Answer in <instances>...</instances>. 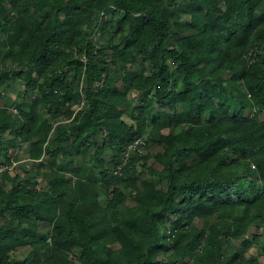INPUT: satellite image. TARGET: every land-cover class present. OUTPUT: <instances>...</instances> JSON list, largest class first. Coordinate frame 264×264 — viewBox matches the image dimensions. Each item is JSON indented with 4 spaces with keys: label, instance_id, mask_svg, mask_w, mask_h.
<instances>
[{
    "label": "trees",
    "instance_id": "16d2710c",
    "mask_svg": "<svg viewBox=\"0 0 264 264\" xmlns=\"http://www.w3.org/2000/svg\"><path fill=\"white\" fill-rule=\"evenodd\" d=\"M17 84L0 264L264 261V0H0Z\"/></svg>",
    "mask_w": 264,
    "mask_h": 264
},
{
    "label": "rangeland",
    "instance_id": "374dc122",
    "mask_svg": "<svg viewBox=\"0 0 264 264\" xmlns=\"http://www.w3.org/2000/svg\"><path fill=\"white\" fill-rule=\"evenodd\" d=\"M119 82V81H118ZM119 84L121 85V82H119ZM23 94V87L20 84H17L15 86H13L12 88H10L7 92H5L3 94V98L0 97V105L1 106H14V101L17 97H21ZM178 126L173 125V126H168L164 129L165 133H170V132H176L178 130ZM25 148L20 149V156L18 159V165H17V172H20L21 174L24 173L23 172V167L26 168H30V164H28V158L27 155L25 154ZM159 150L158 146H153L151 148V154L154 152H157ZM156 167L160 166L158 164L155 165ZM161 186H164L165 184H160ZM72 256H74V254H72ZM188 258H191V255H189ZM189 262L187 264H195L194 261L187 259Z\"/></svg>",
    "mask_w": 264,
    "mask_h": 264
},
{
    "label": "built area",
    "instance_id": "2783aa9c",
    "mask_svg": "<svg viewBox=\"0 0 264 264\" xmlns=\"http://www.w3.org/2000/svg\"><path fill=\"white\" fill-rule=\"evenodd\" d=\"M10 109L14 112V113H19L18 108H16L15 106H10ZM146 144L145 140L140 138L135 140L134 142H132L127 149L125 150L124 153V157H123V164L122 167L124 166V164L126 163L128 157L132 154V152H144V145ZM18 165V160H12L11 162H2L0 163V179L1 177L6 173L9 172L11 174H13V172H15L16 167ZM121 172V167L118 168V170L115 172L116 174H119ZM261 264H264V261L261 262Z\"/></svg>",
    "mask_w": 264,
    "mask_h": 264
}]
</instances>
